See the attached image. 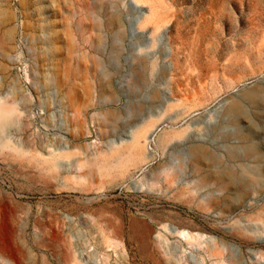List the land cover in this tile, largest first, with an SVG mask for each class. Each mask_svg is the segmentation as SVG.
<instances>
[{"label": "rangeland", "instance_id": "374dc122", "mask_svg": "<svg viewBox=\"0 0 264 264\" xmlns=\"http://www.w3.org/2000/svg\"><path fill=\"white\" fill-rule=\"evenodd\" d=\"M142 1L0 0V239L22 264H264V0Z\"/></svg>", "mask_w": 264, "mask_h": 264}, {"label": "bare ground", "instance_id": "6f19581e", "mask_svg": "<svg viewBox=\"0 0 264 264\" xmlns=\"http://www.w3.org/2000/svg\"><path fill=\"white\" fill-rule=\"evenodd\" d=\"M129 1L131 3H133L134 6H136L137 10L144 7L142 0H129ZM156 17H157L156 10L153 7H150L149 11L146 14H144L142 18L140 16L135 17V20L133 22V28H134L135 23L138 24L139 27L143 28L148 23L157 19ZM159 20L160 19L158 17V25H159ZM153 33H154V30H153L152 34ZM166 55L170 58V60L172 62V71H173L174 68L176 67V60H177L176 52L174 49H170V52L169 53L167 52ZM169 105H172V104H169ZM11 113H12V108L0 107V129L5 125L6 120ZM145 125L146 124H144L143 127H141L139 130L136 131V133L134 134V136L130 142L126 143V145L124 147H122L120 150H115L111 154V156H114L117 159V162H119L121 159H123L126 156L130 157L133 154V152H135L136 149L139 150V149H141V147H143V145L141 144V138L143 139L146 137L147 128H148L149 124L146 126ZM174 230H176V229L174 228ZM178 232L180 233V235H183V237L187 238L188 231L178 230ZM233 234L238 235V236L243 235L242 231H240V230L236 231ZM142 236H143V234H142ZM0 253L6 257V258L1 257L3 260H5L6 264H22V262L17 257L16 251L14 252V250H12L11 246L9 244L1 241V239H0Z\"/></svg>", "mask_w": 264, "mask_h": 264}]
</instances>
